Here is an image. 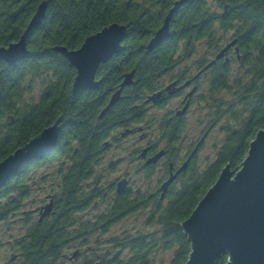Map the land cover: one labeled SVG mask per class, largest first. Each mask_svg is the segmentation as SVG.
Here are the masks:
<instances>
[{
  "label": "trees",
  "instance_id": "16d2710c",
  "mask_svg": "<svg viewBox=\"0 0 264 264\" xmlns=\"http://www.w3.org/2000/svg\"><path fill=\"white\" fill-rule=\"evenodd\" d=\"M42 1L0 0V46L19 40ZM175 1L47 0L45 18L27 40L29 57L12 66L0 60V161L63 117L55 148L23 164L0 190V223L13 218L20 225L18 235L8 239L16 250L10 263L14 254V264H58L75 238L86 245L83 264H154L153 256L161 250H174L169 264L188 260L191 244L182 222L227 164L233 170L241 167L251 141L264 128V0H186L171 19L169 37L148 50L147 43ZM114 22L127 25L124 49L99 66L97 77L102 83L98 87L74 93L76 69L54 46L79 48L86 37ZM234 39V54L226 55L233 46L223 56L225 60L217 58ZM201 42L208 48L200 57L201 67L215 55L206 79L198 85L199 98L209 109L206 131L224 120V138L216 145L214 159L206 166L198 161L206 136L202 135L199 148L163 198L157 188L146 194L128 188L122 195L107 196L95 173L115 130L146 121L147 101L157 93L167 72L177 70L182 81L196 79L191 58ZM235 63L238 73L234 75ZM132 70L134 83L124 87L120 100L106 108L124 75ZM36 82L39 92L34 96ZM186 126L183 117L154 127L161 135L152 149L164 141L173 161L163 163L166 174L171 165L179 168L192 153H180ZM141 152L135 151L136 158H141ZM50 165L55 166L53 173L37 176ZM155 166L142 164L146 177ZM37 192V196L44 194L37 205L29 207ZM49 197H54L53 210L40 221L41 207L50 202L45 203ZM99 199L106 202L103 209L86 217L85 210ZM138 212H146L141 226L100 238ZM228 257V253L221 254L216 264H226Z\"/></svg>",
  "mask_w": 264,
  "mask_h": 264
},
{
  "label": "water",
  "instance_id": "95a60500",
  "mask_svg": "<svg viewBox=\"0 0 264 264\" xmlns=\"http://www.w3.org/2000/svg\"><path fill=\"white\" fill-rule=\"evenodd\" d=\"M185 1H175L163 24L147 43L148 50H154L169 37L171 19ZM47 5V0L38 5L18 41L0 46V60L12 66L29 57L28 37L32 29L42 24ZM126 36L127 25L114 22L86 37L79 48L54 46V51L61 53L76 68L77 73L72 87L74 93L96 88L102 83V79L96 78L99 66L124 49L123 41ZM235 43L236 39L228 42L218 53L217 58L223 57ZM236 50L238 51V48ZM134 75L135 70L124 75L106 108L120 100L124 87L134 83ZM188 83L189 81L186 84ZM173 87L174 83L167 88ZM195 90L196 88H193L189 95ZM173 91L175 90H171ZM159 96L160 92L151 96L149 100H155ZM188 106L189 102L178 111V114L183 115ZM103 113L104 111L101 116ZM62 119V116L58 117L53 124L0 161V190L23 164L42 158L55 148ZM149 149L150 146L144 147L140 157L146 158ZM165 153L166 150L161 149L148 157L145 163H156ZM189 160L190 158L175 172L171 166L170 176L161 185L162 198L175 178L187 167ZM127 183V179L120 180L118 191L122 192ZM52 210L53 201L42 206L39 220L42 221ZM181 227L191 244L189 258L185 264H216V260L223 253L229 254L226 264H264V128L260 129L251 141L241 167L233 170L231 165L227 164L190 216L182 222Z\"/></svg>",
  "mask_w": 264,
  "mask_h": 264
},
{
  "label": "rangeland",
  "instance_id": "374dc122",
  "mask_svg": "<svg viewBox=\"0 0 264 264\" xmlns=\"http://www.w3.org/2000/svg\"><path fill=\"white\" fill-rule=\"evenodd\" d=\"M232 31L228 32V36ZM207 47L204 42H201L196 49V55L191 58V61L195 57L203 56L206 51ZM233 74H237L238 65L235 63L233 66ZM36 87L34 89V96L38 95V82H36ZM226 97H229L227 92H224ZM177 99H172V101L165 106V108L152 110L149 112L151 117L162 114L164 111H168L171 106H174ZM157 112L155 115L153 113ZM208 104L204 101L200 103L194 104L191 109L189 110L186 121H187V128L185 131V135H183L182 145H180V153L185 154L188 147L191 145L193 141H196L202 136V133L205 132L207 126L206 123L208 121ZM224 120L218 122L213 128L208 130L207 135L205 136V140L203 143V147L198 153V161L201 163L202 166H206L210 161H212L215 157V150L216 145H220L224 138V132L221 130V126L223 125ZM156 125V124H155ZM155 126L152 125L151 130L155 134ZM149 137L156 141L158 135H149ZM137 135H129L124 137L123 140H118L116 143L114 142L111 144V147L105 151L104 155L102 156L99 165L97 166L95 178L101 179V183L103 185H108L111 181L116 179L117 177L121 176L124 173H129L133 176V183L131 186L133 188L142 187L144 188H155L158 184L159 179L162 177L161 167L163 165L162 161L159 163L152 171V175L150 177H146V174L142 171L141 168V161L140 159L136 158L135 151L143 146L145 142H141L137 139ZM159 142V141H158ZM165 142L161 141L159 143V147H164ZM55 166L50 165L44 169H40L39 173L42 172H51L53 173ZM101 184V185H102ZM39 192L35 195L37 196ZM44 194V193H43ZM42 194V195H43ZM42 195L37 196V202L35 204L36 198L32 200V203L29 204V207H33L38 204L39 199L42 198ZM106 204L105 201L99 199L93 202L84 212L86 217L92 218L97 212H100L103 209V206ZM146 212H138L130 214L128 217L124 218L120 222H118L113 229L111 230L110 234L100 235L101 239L108 238L111 234L120 232L123 229H135L141 226L144 222V217ZM16 221V220H15ZM11 227V229H8ZM20 227L18 222H14L13 218L9 220V222H2L0 223V264H6L10 260V255L13 253V249H11V245L8 243V239H10V235L17 236L18 235V228ZM97 236V235H95ZM94 236V238H95ZM93 239V238H92ZM174 250H161L154 254V264H169L170 259L172 258Z\"/></svg>",
  "mask_w": 264,
  "mask_h": 264
},
{
  "label": "flooded vegetation",
  "instance_id": "af4514ba",
  "mask_svg": "<svg viewBox=\"0 0 264 264\" xmlns=\"http://www.w3.org/2000/svg\"><path fill=\"white\" fill-rule=\"evenodd\" d=\"M234 52H235V46L233 48H231L227 52L226 55H229L231 57L234 54ZM214 59H215V55H212V56L208 57V60H209L208 62H211ZM223 59L225 60V57H223ZM192 61L194 62L192 71H193V74L196 76V79L193 82L190 79H186V80L182 81L180 79V77L177 76V70H172V71L167 72L165 75H163V77L160 81V88L156 91L157 93L160 92V96L157 97L155 100H148L147 101L146 121L145 122H139V123L133 122L131 124V126L125 128V129L117 128L115 130V138L110 140L111 144H113L114 142L116 143V141H118V140H123L124 137H126V136L137 135L138 140H140L141 142H145V144L138 149L143 150L144 147L150 146V149L147 153V157L146 158H140L141 166L143 163L145 165H152V164H146L145 160L148 157L155 154L157 151H159L161 149H165V147H159V146L156 149H152L153 140L149 137V135H152V134L153 135H161L160 133H158V131L156 129H155L156 133L155 134L153 133V131L151 130L152 125L155 126V124H157L158 122H161V121H167L168 123H170L172 121L178 122L183 117L186 119V116H187L189 110L191 109V107L194 104L201 102V100L199 98L201 90L198 87V85H199V82H202L206 79V77L209 73V68L211 65L209 67H205V68L201 67L200 64L202 61H201L200 57H195ZM96 78L101 79V78H98L97 76H96ZM187 81H189L188 84H186ZM172 83H174V87L171 89H168L167 88L168 85H170ZM193 88H196V90L193 92L192 95H189V92ZM171 90H175V91L171 92ZM172 99H177V101L174 104V106H171L168 109V111H164L162 114H159V115H156L153 117H151L149 115V112H151L153 109L156 110V109H161L163 107L165 108V106L167 104H169L172 101ZM187 102H189V106H188L187 110L184 112L183 115H179L178 111L181 110ZM156 113L157 112H155L153 114L155 115ZM149 120H151L150 123H149ZM207 125H208V123H206L205 126H207ZM186 128H187V126H186ZM186 128H185V130H183L181 132V135H185ZM207 133L208 132L205 130V132H203L202 135H207ZM199 139H197L196 141H193L191 143V145L188 147V150H186V153L192 152L191 155H189L190 159H191L192 155L195 153V151L199 148ZM182 143L180 145H182ZM111 144L109 145V147H111ZM162 161H164L163 163H166V161H169L170 164L173 162L166 152L158 160V162L153 163V164H155L157 166ZM178 166H174V168L172 167V170L175 172L178 169ZM160 169H161L163 174H162V177L159 179L158 184L155 188L160 190L159 193H162L161 185L169 177L170 171H168V174H166V171L164 170L163 166ZM142 171L145 174L147 172L146 169H144V168H142ZM122 179H127L128 183H127L126 187L124 188V190L122 192H119L117 189L118 188V182ZM100 181H101V179H100ZM132 183H133V176L129 173H124L121 176L114 179L113 181H111L108 185H103L101 183L102 184L101 186L104 187V189L106 190L105 194L107 196L112 197V198H114L116 196V194H121V195L124 194L125 191H128V188L132 192L141 191V192H144L145 194L150 192L151 189H154V188H147V187L144 189L142 187L133 188L131 186ZM110 188H111V191L109 190ZM48 201L54 202V197L47 198L45 200V203H47ZM38 215H39V213H38ZM82 216H83V214H82ZM11 249H13L12 252H16L13 245H11ZM87 254L88 253L86 251V245L82 244V239L75 238L74 240H72L70 242L68 248L64 249V252L62 253L61 262L58 264H83L85 259H86ZM12 257H13L12 262L11 263L7 262L6 264H14L16 262L17 256H15L13 254ZM96 261H99V260H96Z\"/></svg>",
  "mask_w": 264,
  "mask_h": 264
}]
</instances>
